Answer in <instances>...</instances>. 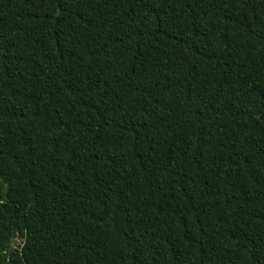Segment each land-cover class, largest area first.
I'll return each mask as SVG.
<instances>
[{
	"label": "trees",
	"instance_id": "16d2710c",
	"mask_svg": "<svg viewBox=\"0 0 264 264\" xmlns=\"http://www.w3.org/2000/svg\"><path fill=\"white\" fill-rule=\"evenodd\" d=\"M0 264H264V0H0Z\"/></svg>",
	"mask_w": 264,
	"mask_h": 264
},
{
	"label": "rangeland",
	"instance_id": "374dc122",
	"mask_svg": "<svg viewBox=\"0 0 264 264\" xmlns=\"http://www.w3.org/2000/svg\"><path fill=\"white\" fill-rule=\"evenodd\" d=\"M19 240H15L14 247L18 246Z\"/></svg>",
	"mask_w": 264,
	"mask_h": 264
}]
</instances>
